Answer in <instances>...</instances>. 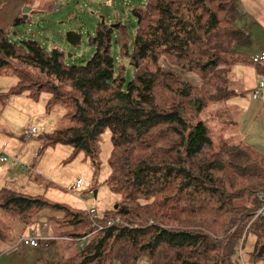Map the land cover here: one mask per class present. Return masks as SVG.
Segmentation results:
<instances>
[{
    "label": "trees",
    "instance_id": "1",
    "mask_svg": "<svg viewBox=\"0 0 264 264\" xmlns=\"http://www.w3.org/2000/svg\"><path fill=\"white\" fill-rule=\"evenodd\" d=\"M237 1L144 0L133 10V38L122 23H100L89 41L93 57L75 65L61 50L11 41L0 23V76L18 79L10 92L0 93V102L48 95L49 108L69 109L71 126L47 135L44 146L69 145L95 164L110 132L111 176L105 183L122 198L96 221L101 229L84 210L7 188L0 190V212L24 228L52 214L65 229L61 237L87 239L64 264H242L246 231L256 237L250 261H264V215L256 219L264 209V169L244 144L222 140L215 150L202 120L209 107L233 97L229 70L249 61L251 37L233 24ZM162 61L201 84L166 72ZM110 221L116 223L109 227Z\"/></svg>",
    "mask_w": 264,
    "mask_h": 264
},
{
    "label": "rangeland",
    "instance_id": "2",
    "mask_svg": "<svg viewBox=\"0 0 264 264\" xmlns=\"http://www.w3.org/2000/svg\"><path fill=\"white\" fill-rule=\"evenodd\" d=\"M143 4L144 0H0V22L3 29L10 32L11 41L32 40L39 42L47 52L61 50L69 57L68 64L75 65L93 57L95 48L89 41L95 36L100 23L108 26L122 23L128 27L133 38L137 29L133 10ZM26 8L31 9L29 20L14 26V22L23 17L22 11ZM237 9L238 12L243 11L242 17L238 16L233 21L235 28L239 29L247 19L242 0L237 1ZM16 12L18 15H15ZM254 23L249 21L245 25L251 28L256 40L264 43V29L258 22ZM112 55L120 60L116 44L112 47ZM162 68L195 86L201 84L195 75L184 73L165 61H162ZM127 78H131L129 72ZM17 82L18 79L9 73L1 75L0 93L10 92ZM232 89L235 96L231 102L209 107L202 120L212 130L215 150L221 146L222 140L235 145L244 144L256 153L260 167L264 169V126L260 117L264 99L259 101L261 108L254 110L257 106L249 102V93L244 94L238 85ZM48 99V95H43L39 101H33L22 95L11 96L5 105L0 102V151L9 158H18L19 163H0V189L17 183L21 188L19 190L25 194L84 211L95 209V220L100 221L122 201L121 196L105 183L111 176L108 163L112 150L111 133L107 132L102 137L97 164L84 153L74 155L69 145L44 146L47 135L71 126L69 109L63 105L49 108ZM211 115L226 117L227 123L211 119ZM254 116L256 120H253ZM233 120L236 124H231ZM29 128H35L37 134L25 142L23 135ZM22 168L27 171L22 172ZM78 180L83 181L80 190L74 188ZM32 225L24 228L18 220L0 212V264H64L88 242L87 239L75 242L59 239L50 247L42 244L36 249L28 248L22 239L29 234ZM49 230L52 236L58 237L65 231L55 221ZM255 239L253 234L247 237L242 253L244 264H264V261L251 262L249 259ZM115 264L121 263L117 261ZM140 264L150 263L145 259Z\"/></svg>",
    "mask_w": 264,
    "mask_h": 264
},
{
    "label": "crops",
    "instance_id": "3",
    "mask_svg": "<svg viewBox=\"0 0 264 264\" xmlns=\"http://www.w3.org/2000/svg\"><path fill=\"white\" fill-rule=\"evenodd\" d=\"M242 3L245 7L247 19H245L243 21L244 26H242V28H239V29L247 32L250 35L251 40H252V46H251V48H249L246 51L247 55L249 56V61L248 62L241 61L240 63L233 66L229 70L228 76L231 77L230 89L234 93L232 98H234V96H235V92L233 91L232 88L235 85H238L240 88H242L244 94L249 93L251 95L249 102L252 105L257 106V107H254V110H256V109L258 110V108H261L259 106V101H262L261 98L264 99V92L261 94V96L258 99L254 98V93H255L257 87L259 86L260 78L264 77L263 75L260 74V69H258V68H264V64H261V65L253 64V58L264 53V43H260L258 40H256L255 36L253 35V31L251 30V28H249V26H246L245 23L248 25V22L252 21L253 25H255L254 21H256L260 24L262 30L264 29V0H242ZM30 13H29V15H30ZM242 14H243V11L238 12L239 18L242 17ZM15 15H18L17 12L15 13ZM238 16H237V18H238ZM20 17L18 19H20ZM28 20H29V16H28ZM232 98L230 100H232ZM260 117L263 120V122H261V123L264 126V108H263V111L260 112ZM253 120H256V116L253 117ZM223 121H224V119L221 122H223ZM231 124H236V122L233 120V122ZM29 129H32V128H29ZM11 140L12 139H10L9 141H11ZM30 140H28V141H30ZM28 141H25V142H28ZM1 154L5 155L2 151H0V155ZM11 159H17V161L9 160L7 163L11 162L12 164H14V163L19 164V163H17L18 158H11ZM21 170H22V172L27 171L25 168L24 169L22 168ZM9 185L10 186L7 189H10V190L15 191L17 193L25 194V193L21 192V190H19L21 188L17 185V183H15V184L11 183ZM25 195H28V194H25ZM28 196H32V195H28ZM33 197H40V196H33ZM88 210H92V209L88 208L86 210L87 214H88ZM96 213H97V211H96ZM52 217H53L52 214H45V215L39 217L33 223L32 227H31L32 229L29 228V232H28L29 234L24 235L23 239L28 238L29 236H32V234H35L39 239H41L39 247H41L42 244L46 245L47 247H50V245L52 243L59 241V239H60V241L64 240L65 242H68V238H66V237H61V236L58 237V236H52L51 235L49 227H50L51 223L54 222L52 220ZM39 247H37V248H39ZM28 248H32V247H28ZM32 249H36V248H32ZM50 264H52V263H50Z\"/></svg>",
    "mask_w": 264,
    "mask_h": 264
},
{
    "label": "built area",
    "instance_id": "4",
    "mask_svg": "<svg viewBox=\"0 0 264 264\" xmlns=\"http://www.w3.org/2000/svg\"><path fill=\"white\" fill-rule=\"evenodd\" d=\"M253 64L255 65H261V64H264V53H262L261 55H258L256 57L253 58ZM264 92V77L260 78V81H259V86L257 87L255 93H254V98L255 99H258L261 94ZM37 134V130L32 128V129H29L27 130V132L23 135V139L24 141H28L30 139H32L35 135ZM9 160H13V161H17V159H11L9 157H7L6 155H3L1 154L0 155V162L1 163H7ZM83 187V181L82 180H78L74 186L75 189L77 190H80L82 189ZM96 211L95 210H88V215L90 216V218L93 220V223L94 225L98 228V229H101V226L99 227V225L97 224L96 220H95V217H96ZM264 215V209L260 210L258 213H257V217L256 219L259 217V216H263ZM116 222L114 221H110L108 223V226H113ZM247 232L245 233L244 235V238H243V241H242V244L240 246V249H239V256H240V259L242 261V253H243V250H244V241L246 239V235H247ZM40 241L41 239H39L35 234H32V236H29L28 238H24L22 239V242L24 243V245L26 247H32V248H37L39 247L40 245ZM242 264L243 261H242Z\"/></svg>",
    "mask_w": 264,
    "mask_h": 264
},
{
    "label": "water",
    "instance_id": "5",
    "mask_svg": "<svg viewBox=\"0 0 264 264\" xmlns=\"http://www.w3.org/2000/svg\"><path fill=\"white\" fill-rule=\"evenodd\" d=\"M30 12H31V9H29V8H26L23 10V18L25 21L28 20V16H29ZM116 209H117V207H116Z\"/></svg>",
    "mask_w": 264,
    "mask_h": 264
},
{
    "label": "clouds",
    "instance_id": "6",
    "mask_svg": "<svg viewBox=\"0 0 264 264\" xmlns=\"http://www.w3.org/2000/svg\"><path fill=\"white\" fill-rule=\"evenodd\" d=\"M247 237V236H246ZM244 246V245H243Z\"/></svg>",
    "mask_w": 264,
    "mask_h": 264
}]
</instances>
